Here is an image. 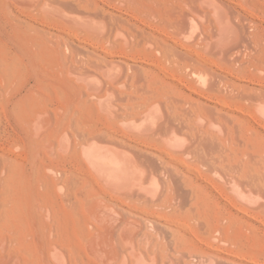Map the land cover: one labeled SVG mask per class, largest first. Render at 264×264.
<instances>
[{
    "label": "bare ground",
    "instance_id": "1",
    "mask_svg": "<svg viewBox=\"0 0 264 264\" xmlns=\"http://www.w3.org/2000/svg\"><path fill=\"white\" fill-rule=\"evenodd\" d=\"M262 74L264 0H0V264H251Z\"/></svg>",
    "mask_w": 264,
    "mask_h": 264
},
{
    "label": "rangeland",
    "instance_id": "2",
    "mask_svg": "<svg viewBox=\"0 0 264 264\" xmlns=\"http://www.w3.org/2000/svg\"><path fill=\"white\" fill-rule=\"evenodd\" d=\"M120 52L121 53H119V55L121 56V54H122V57L124 59L122 57L120 58V56H118V55H117L118 56L117 58H118L120 64L122 63L121 66L123 67V70H125V72H123L124 76L122 74V77H123L122 80H124L126 78V73L129 70L127 61H125V60H128V59L127 58L125 59V57H127V56L124 54V52H122V51H120ZM251 53L254 56H257L258 55V54H256V53H258V51L257 52L256 51L255 52L252 51V52L248 53V55H250ZM245 54L247 55V53H245ZM257 57H259V56H257ZM245 69L246 70L240 72V75H239L240 78H243L245 80H250V79L251 80H254L255 79L256 81L259 79L260 76H257V73L258 72L256 71L255 67H253V66H247ZM247 71H249V72H247ZM262 76L263 77H261V78H264V74H262ZM246 118H247L246 116L241 115V114H238V115L231 116L230 119H229V121H231V123L229 122V125L228 126L233 127L234 130H237V132H238L237 133V139H238V142H239L240 145L241 144L242 145L244 144L243 143L244 142V137H247V134L248 133H251L252 135L254 134V136H257V137H263L264 138V118L261 115L258 116V117L256 116V119L257 120H254V121H252L249 118H247V119ZM255 121L257 123L260 121L261 123L260 124H257ZM255 125H257V126H255ZM261 125H263L262 128H261ZM234 126H236L237 128L234 127ZM262 189L264 190V187ZM263 226H262V228H264ZM248 260H250V262H252L251 264H264V252L260 256H257L255 254L253 257H250V259H248ZM196 261H198V260L196 259L195 262ZM235 263L236 264H240L238 261L235 262Z\"/></svg>",
    "mask_w": 264,
    "mask_h": 264
}]
</instances>
